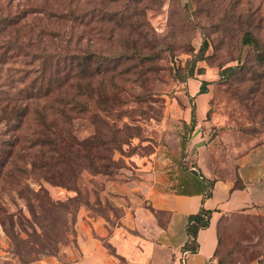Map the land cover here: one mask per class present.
Wrapping results in <instances>:
<instances>
[{"label":"rangeland","instance_id":"obj_1","mask_svg":"<svg viewBox=\"0 0 264 264\" xmlns=\"http://www.w3.org/2000/svg\"><path fill=\"white\" fill-rule=\"evenodd\" d=\"M0 26V264H72L79 211L110 208L105 180L189 166L194 134L234 186L264 142V0H0ZM216 256L264 264V201L219 221Z\"/></svg>","mask_w":264,"mask_h":264},{"label":"crops","instance_id":"obj_2","mask_svg":"<svg viewBox=\"0 0 264 264\" xmlns=\"http://www.w3.org/2000/svg\"><path fill=\"white\" fill-rule=\"evenodd\" d=\"M192 149L187 167L144 159L134 177L106 179L100 194L111 209L106 215L79 211L75 243L80 253L72 264H221L216 256L219 221L264 201V142L253 143L235 161L237 186L232 178L216 176L199 133L186 142L185 150ZM200 207L211 210L208 225L197 231L195 251L184 252L186 218Z\"/></svg>","mask_w":264,"mask_h":264},{"label":"trees","instance_id":"obj_3","mask_svg":"<svg viewBox=\"0 0 264 264\" xmlns=\"http://www.w3.org/2000/svg\"><path fill=\"white\" fill-rule=\"evenodd\" d=\"M3 6L5 9H7L6 3H4ZM14 15H16V14L12 15V14L6 13L5 17H4L5 18L4 19L5 20L4 25L12 24L13 27L15 26L13 29L14 30L13 34L15 35L18 33L19 28H21V30H23L24 27H26V26L28 27V25H26V26L24 25V24H27V23H25L26 21H24V24L22 23L20 25H16L17 22H20L21 19H15ZM32 21H33V19H32ZM28 24H29V21H28ZM4 25H3V28H4ZM0 28H2V27L0 26ZM26 32L27 33L29 32L28 28L26 29ZM86 62H87V56L82 55V57H77L76 63H75L76 68H79V69H77L79 72L78 75H80L83 78H85V76H86L85 72H87V70H88ZM60 85L61 84L59 83L58 87ZM76 87H78V86H76ZM42 90H43L44 94L51 91V89L48 90V86H46ZM204 92H205V81L203 80V81H201L200 85L198 86V90L196 93L201 94ZM71 101H72V104H70L71 107L76 108L77 110H82V111L86 110V107L84 105L80 104L79 102L75 101L74 99H71ZM66 103H69V101ZM23 110H24V108L17 109V111L15 112V115L18 113L19 114L23 113L22 112ZM190 119H193V112H190ZM210 213H211V210L200 207L195 213L189 214L187 216L186 223H185V233H186L187 239L182 246V250L184 252H187V251L188 252H194L195 251V249H196V241H195L196 233L199 229H202L208 225V219H209ZM106 248L111 252V249L108 245H106Z\"/></svg>","mask_w":264,"mask_h":264},{"label":"built area","instance_id":"obj_4","mask_svg":"<svg viewBox=\"0 0 264 264\" xmlns=\"http://www.w3.org/2000/svg\"><path fill=\"white\" fill-rule=\"evenodd\" d=\"M180 264H183V261L182 260L180 261Z\"/></svg>","mask_w":264,"mask_h":264}]
</instances>
